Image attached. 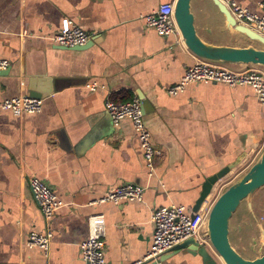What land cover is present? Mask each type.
I'll list each match as a JSON object with an SVG mask.
<instances>
[{"label":"crops","instance_id":"crops-1","mask_svg":"<svg viewBox=\"0 0 264 264\" xmlns=\"http://www.w3.org/2000/svg\"><path fill=\"white\" fill-rule=\"evenodd\" d=\"M235 1L261 13L264 0ZM163 2L174 0H0V59L9 62L0 73V101L28 96L29 90L42 99L37 113L0 110V264H86L79 244L88 235L87 218L95 213L105 220V264H140L151 246L156 208H192L202 183L245 153L215 182L206 203L212 202L219 187L222 191L260 154L264 105L251 87L199 82L177 95L167 93L200 58L179 34L163 37L145 26L141 16ZM191 6L204 41L250 44L215 30L223 25L209 21L216 16L222 22L210 0H191ZM64 19L90 34L92 42L81 49L54 43ZM133 96L142 101L145 124L160 152L152 176L130 120L114 127L105 110L108 97ZM31 176L44 180L63 203L48 222L28 187ZM122 183L143 186L142 200L94 203ZM258 191L250 208L255 200L258 217L244 218L233 228L239 232L237 251L252 246L254 255L248 258L257 255L264 240V187ZM47 227L52 231L47 254L25 245L30 232ZM204 244L215 264H224ZM163 255L154 264H208L185 249Z\"/></svg>","mask_w":264,"mask_h":264},{"label":"built area","instance_id":"built-area-1","mask_svg":"<svg viewBox=\"0 0 264 264\" xmlns=\"http://www.w3.org/2000/svg\"><path fill=\"white\" fill-rule=\"evenodd\" d=\"M229 10L237 23H241L264 36V1L259 4L261 13H253L242 7L235 0H220ZM145 26L152 28L160 36L179 34L174 18V2L160 3L156 8L141 16ZM54 43L65 46H82L90 40L85 32L69 19H64L60 30L52 36ZM9 66L8 60L0 59V71ZM219 82L228 86L246 85L252 88L257 101L264 105V70L250 66L238 71L230 70L216 63L199 59L187 69L180 80L167 88V93L177 95L190 83ZM95 90V84L87 85ZM107 111L114 127L119 121L128 118L136 134L148 176L155 170V158L160 154L152 142L142 111V101L137 96L124 101L108 97L105 100ZM42 99L27 95L15 96L0 101V110H12L22 113H37L41 110ZM28 187L46 222L63 203L53 189L44 180L31 176ZM145 188L135 183H122L109 188L94 203L119 204L122 201H140ZM207 202V201H206ZM202 203L197 211L184 205L169 204L153 211L152 242L143 261H156L177 243L194 237L197 241L207 242L204 235L206 217L212 202ZM88 235L79 244V255L86 264H105V220L102 214L95 213L87 218ZM52 238V231L47 227L43 232L32 231L27 235L25 245L37 247L47 254Z\"/></svg>","mask_w":264,"mask_h":264},{"label":"water","instance_id":"water-1","mask_svg":"<svg viewBox=\"0 0 264 264\" xmlns=\"http://www.w3.org/2000/svg\"><path fill=\"white\" fill-rule=\"evenodd\" d=\"M217 9L221 20L216 16H209V21L214 25L222 24L223 27H216L220 34H228L233 41L244 39L250 42L246 46L238 45H215L204 41L198 34L195 26L194 14L191 11V0H174V18L182 41L187 49L197 58L212 63H228L241 65H256L264 68V36L251 28L237 23L230 14L227 7L220 0H210ZM92 40L82 46L71 47L81 49L86 47ZM64 48H70L61 46ZM7 70V69H5ZM3 71V70H2ZM0 71V73L2 72ZM28 96L41 97L40 94L29 90ZM143 111V110H142ZM245 153H241L233 162L227 165L225 171L207 178L201 186L198 197L195 199L192 210L197 211L202 203L210 196L215 182L225 175L230 169L237 166ZM264 187V147L256 160L236 179L230 182L212 201L206 217L204 235L208 244L224 264H264V240L257 255L253 258H245L231 245L229 240L230 218L238 209L241 203L246 202L251 208L253 195ZM261 232L264 231L261 229ZM185 249L190 254H201L208 264H215L206 252V245L197 241L194 237L187 238L174 245L168 252H176ZM163 256L159 257L162 260ZM156 261H144L140 264H154Z\"/></svg>","mask_w":264,"mask_h":264},{"label":"rangeland","instance_id":"rangeland-1","mask_svg":"<svg viewBox=\"0 0 264 264\" xmlns=\"http://www.w3.org/2000/svg\"><path fill=\"white\" fill-rule=\"evenodd\" d=\"M240 172H237L236 175H240ZM221 187H219L218 191L216 192V195L213 199V201L216 199L217 195L221 191ZM261 189L258 191L260 192ZM258 193H256L257 196ZM256 196L254 198H256ZM254 203L256 204L255 200ZM244 203H241V205L238 207V209L233 213L232 217L230 218V232H229V240L231 242V245L234 247L240 246V243H238V231H234L233 228H237L239 225H241V222L245 220L244 218H250L254 220L256 217H258V213L256 210V206H252V209L248 208L247 206L243 205ZM240 251V248H237ZM240 253L245 257L248 258V256L252 257L254 255L252 246H249V248L246 247V250H241Z\"/></svg>","mask_w":264,"mask_h":264}]
</instances>
